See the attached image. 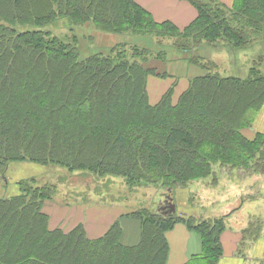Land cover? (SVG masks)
<instances>
[{
    "label": "trees",
    "instance_id": "obj_1",
    "mask_svg": "<svg viewBox=\"0 0 264 264\" xmlns=\"http://www.w3.org/2000/svg\"><path fill=\"white\" fill-rule=\"evenodd\" d=\"M175 1L195 12L184 27L158 22L135 0H0V264H166V234L177 224L201 240V253L184 264H218L223 217L183 216L175 193L210 178L215 165L264 175V133L252 131L264 107V54L240 77L203 53L244 54L264 42V0ZM59 21L113 44L83 57L75 38L45 31ZM170 64L197 75H185L176 100L172 85L152 105L147 79L173 77ZM50 167L122 179L130 189L153 185L163 202L114 205L123 214L89 239L82 223L52 225L49 206L63 181L37 179ZM167 197L172 214L159 210ZM84 202L69 209L109 207ZM122 221L137 226L136 244L122 242ZM254 224L244 240L258 239Z\"/></svg>",
    "mask_w": 264,
    "mask_h": 264
},
{
    "label": "rangeland",
    "instance_id": "obj_2",
    "mask_svg": "<svg viewBox=\"0 0 264 264\" xmlns=\"http://www.w3.org/2000/svg\"><path fill=\"white\" fill-rule=\"evenodd\" d=\"M135 1L137 3L142 1L146 3V1L150 0ZM183 4L191 8L187 3ZM45 31L50 32L52 36H56L58 39L65 42H70L75 38L77 40V46L78 44L80 45V55L83 57L95 53H106V49L113 44L112 42H108L106 36L93 34L92 28L89 26L71 28L66 23L59 21L51 27L45 28ZM90 37L93 40L92 43L89 41ZM210 51L211 50L208 49L203 53L207 57V60H210L211 62L213 61L217 65L222 74L229 75L232 73H238L237 76L243 77L246 74V70L253 65L258 54H264V42L251 47V49L244 54L242 52L235 53L226 49H219L217 50V53ZM166 70L168 74L174 72L173 77H167L165 79L152 77L154 78V81L160 85L163 94L172 85H175L174 93L178 94V92H180V87L187 83L185 75L188 74L189 77H192L197 75L198 71L192 68L189 73H186L184 66L175 67L174 64L168 65ZM258 116L259 113L257 115V120L259 118ZM259 121V125L262 123L264 126V114L261 115ZM262 165H264V163L260 164L261 167ZM248 173L251 175L249 176ZM248 173L243 171L238 173L230 172L229 174L224 173V175L218 173L216 175V179L218 178L217 182H219L217 186L213 188L209 185L210 180L208 179L204 186L195 190L193 194H189L187 199H190V202H187L189 203L188 205L193 208V212L191 213L194 214L193 218H198L196 221L205 219V216L212 217L216 215L214 218H221L222 215L232 212V230H248L249 224L252 222V224H256L251 227L250 231L260 233L261 231H264V196H260L259 194V191L264 187V175L259 176L256 172L252 171ZM231 176H233V180L228 183L227 181L231 180ZM37 179L38 181L40 180L51 184L58 183L57 180L62 179L63 182L57 185L58 192L53 198L54 202L50 204L49 207L51 210L50 214L54 217L63 215L62 219H64V225L69 222L71 224L72 222L71 220L74 212L69 209V207L74 203L85 204L84 200L90 205H121L127 209H133L140 206L150 209L152 204L157 205V203L163 202V198L160 197L162 192H158L153 185H148L145 188L130 189L125 185L122 179L109 181L108 179L95 178L90 174H68L64 171H56V169L52 167H50L45 174L37 177ZM106 181H109V183ZM3 187L4 185L0 181V197L5 194ZM247 192L248 196L252 194L253 197H260L259 200H257L258 202H255L254 200L249 202L247 206L248 211L236 212L234 209L239 206V199L247 197ZM228 195L233 196L232 198H228L229 202L225 205V199ZM75 198L76 202H74ZM216 201H222V208L220 210L213 204ZM184 205H186V203H184L183 206ZM188 205V210L182 211L179 209V212H181L183 216L189 217V215H191L189 214L191 207H188ZM60 206H67V209L61 210ZM200 217L203 219H200ZM244 241L245 242L241 244L243 245L242 252L247 254V251H251L253 243L250 240Z\"/></svg>",
    "mask_w": 264,
    "mask_h": 264
},
{
    "label": "crops",
    "instance_id": "obj_3",
    "mask_svg": "<svg viewBox=\"0 0 264 264\" xmlns=\"http://www.w3.org/2000/svg\"><path fill=\"white\" fill-rule=\"evenodd\" d=\"M223 2L227 5H230L232 3V0H223ZM138 3L146 8L158 22L169 20L179 27H184L189 24V22L192 21L195 16V12L192 8L187 7L181 2H176L175 0H150L146 1V3L143 1ZM186 85H182L180 87V92H178V94L174 93V100L177 99L179 93L187 88ZM146 88L150 104H156L163 95V91H161L160 85H158L154 81V78L148 77ZM262 114H264V107L259 112L258 120L256 118V121L252 128L253 133H264V126L262 125V123H260L262 125L261 127V125H259L258 123ZM249 135L253 134L249 133ZM230 172L238 173L240 171L228 170L222 168L219 165H215L213 167V174L210 176V178H208L210 180L209 185H211L213 188L217 186L219 182H217L218 178L216 179V175L218 173L224 175V173L229 174ZM230 178L231 180H228V183L232 182L233 176H231ZM208 179L194 182L188 185L187 188L177 189L175 193V202L178 209L182 211L188 210L187 205L189 203L187 201L190 202V199H187V197L189 196V194H193L198 188L204 186ZM259 194L260 196H264V187L259 191ZM232 196L233 195L227 196V198L225 199V205L229 202L228 198H232ZM246 196L247 197L245 198L239 199L240 204L238 207H236V209H234L236 212L246 211L249 202L253 200L255 202H258L257 200H259L260 198L253 197L252 194L248 196V192ZM221 202L222 201H216L213 204L217 209L220 210L222 208ZM184 203H186V205L183 206ZM188 207L191 206L188 205ZM189 212V214L193 212L192 207ZM122 214V210L120 208H115V206H90L86 208L82 207L79 212L73 213L71 223L72 226H76L77 224L82 223L84 225L88 238L97 239L103 236L109 229V227L115 221H117ZM232 214L233 213L230 212L222 215L225 224V231L220 236V241L223 248V256L218 261V264H260L264 260V231H261L258 239L252 242L253 247L251 251H247V254L243 253V245L241 244L245 242L242 234L245 230L242 229L240 231L237 229H231L233 218ZM193 215L194 214H191L189 216L194 217ZM62 216L59 215L57 217H54L53 215H51L52 225L57 226L58 224H61V222H64ZM212 217L205 216V219L201 217L200 219H218L214 218L216 217V215ZM122 227V242L128 245L136 244L139 240V232L137 226L132 221H122ZM166 238L169 245V256L166 264H184L192 256H196L201 253L202 246L200 238L197 234L188 230L183 224L175 225L174 228L166 234Z\"/></svg>",
    "mask_w": 264,
    "mask_h": 264
},
{
    "label": "water",
    "instance_id": "obj_4",
    "mask_svg": "<svg viewBox=\"0 0 264 264\" xmlns=\"http://www.w3.org/2000/svg\"><path fill=\"white\" fill-rule=\"evenodd\" d=\"M160 211L167 210L168 214H172L175 212V206L172 202V197H167L163 206L159 209Z\"/></svg>",
    "mask_w": 264,
    "mask_h": 264
}]
</instances>
